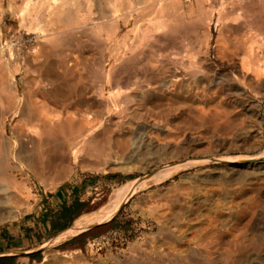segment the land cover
Wrapping results in <instances>:
<instances>
[{
  "label": "rangeland",
  "instance_id": "rangeland-1",
  "mask_svg": "<svg viewBox=\"0 0 264 264\" xmlns=\"http://www.w3.org/2000/svg\"><path fill=\"white\" fill-rule=\"evenodd\" d=\"M162 1L72 0L67 4L58 1L61 13L54 20L55 25L47 20L44 27H40L34 22H22L28 11L25 0H0V135H4L0 141L6 140L2 144L0 142L1 151L11 153L12 140L19 150L23 144L30 145L32 139L42 136L39 122L29 117V113L36 109L43 113L45 111L48 118L66 117L67 110L55 104L52 98L56 99L59 90L63 91V88L73 84L71 88L76 89L74 100L84 97L86 105L84 103L80 108L69 109V113L76 112L78 120L88 114L92 115L91 119L94 118L89 125L86 123L87 128L79 127L74 130L77 131L73 136H68L81 139L84 131L94 126L93 123L96 125L104 119L105 128L113 129L115 123H112L117 116H121L122 110L114 111L107 104V95L113 89L114 82L109 83L102 73L111 68H120L122 64L119 59L122 56H136L139 61L158 66L161 63L155 60L160 55L172 56L173 60L166 68L176 72L175 75L183 76L178 83L184 87L179 98L164 102L165 107L173 105L174 111L166 116L171 119V130L160 118H150L147 123L143 118L145 112L135 110L141 99L137 97L139 92L134 89V84L137 85L142 79L136 76L138 69H131V89L125 92L132 97L127 102V96L123 94L117 98V102L121 107L129 106L132 109L122 114L128 116L127 120H123L126 123L121 128L114 126L117 129L113 134L114 139L125 140V143L128 140L124 145L126 147L116 145L113 140H105L106 156L98 161L83 153L79 161L67 162V171L58 179L55 175L40 178L32 172L31 165L18 161V166L22 167L19 169H24L25 174L20 176L19 169L16 174L20 180L29 183L32 193L28 194L29 198L22 206H18L21 209L17 207V213L11 214V202H8L7 210L0 215V227L25 223L27 226H21L20 230L22 232L24 227L31 229L33 240L26 250L35 249V252L29 256L24 253L15 256L11 264H43L49 249L67 259L82 256L92 262H116L117 258L119 262L124 259L122 256L131 258L128 246L136 241L141 243L151 233L148 219L141 214L143 204L137 201V196L121 206L119 211L117 209V215L110 222L92 227L80 238L55 245L53 238L62 228L75 225V220L98 214L99 210L102 212L113 199L115 191L142 175L141 172L127 173L125 169L143 164L153 151L156 153L157 150L180 145L183 153L193 148L197 151L208 148L214 153L247 156L264 150V74L259 76L254 71L248 72L242 66V60L253 42H258L253 43V61L264 60V0ZM165 2L169 3L168 6ZM65 12L74 15L68 25L64 20L68 15L66 13L65 16ZM153 18L168 22L159 31L153 30L150 37L140 43L142 32L146 26H150L149 21ZM218 19L221 24L217 27ZM70 28L71 32L68 30ZM123 87L126 88L125 85ZM199 108L205 111H219V108L226 111L229 108L227 112L231 113L234 127L229 126L230 121L228 127L224 123L223 128L216 130L215 123L201 124ZM43 149L38 147L35 155H42ZM0 185L4 187V184ZM67 188L71 189L69 197L56 201L53 196ZM10 195L11 189L0 190V198Z\"/></svg>",
  "mask_w": 264,
  "mask_h": 264
},
{
  "label": "bare ground",
  "instance_id": "bare-ground-1",
  "mask_svg": "<svg viewBox=\"0 0 264 264\" xmlns=\"http://www.w3.org/2000/svg\"><path fill=\"white\" fill-rule=\"evenodd\" d=\"M25 1L28 11L25 12L22 22H34L40 27H44L47 20L53 24L57 16L60 15L61 12L59 13V11L61 9L58 10L60 6L58 1H60V3L63 1L66 4L67 2L72 3V0ZM146 1L155 2L156 0H145V2ZM165 4L167 3L165 2ZM66 13L67 12H65V16L68 15L64 20L67 21L68 25L74 15L71 12ZM160 15L159 18H162V15ZM211 16L212 19H214L213 13ZM166 22L168 21L165 20L164 22L163 19L156 18L149 21L150 26H146L145 31L142 32L143 36L140 37L142 40L139 38L141 41L140 43L146 40L147 37L153 33V30L156 32L162 29L160 27L164 23L167 24ZM212 22L211 20V24H213ZM217 22L218 27L221 24L220 19H218ZM52 30H55V28L52 27ZM68 30L71 32L72 28ZM253 43L256 44L258 42ZM253 43L248 47L249 52L247 51V56L243 58L242 66L248 72L254 71L260 76L264 74V60L258 62L253 61ZM260 45L261 43H259V46ZM65 60L67 59L65 58ZM119 60H121L122 64L120 68H111L108 71L104 70L102 73L109 83L114 82L112 84L113 89L107 95V104L110 105V107L112 106V110L114 111L122 110L120 111L122 114L132 109V107L129 106L121 107V104L117 102V98L126 94L127 97L125 98L128 102V99L132 97L125 91L131 89V85L129 84V81H131L130 78L132 77L130 75V70L138 69L139 73L136 76H140L142 81L140 80V82L136 83L137 85L134 84V89L139 92L137 97L141 99V102L137 104L135 110H143L145 112H143L146 115L143 114L145 116L143 117L145 121L150 118L155 120L158 118L163 119L168 129L171 130L169 128L171 119L169 120L166 116L167 114H171L174 109L172 108L173 105L165 107L164 102L179 98L180 93L184 89L182 85H179L181 83H178L182 81L183 76L175 75L176 72L166 68V66L171 64L173 57L160 55L155 60L161 63L160 66L139 61L140 59L136 56L129 58L122 56ZM50 70L52 71V69ZM71 70L73 71V69ZM168 78H170V81ZM73 85L67 86L68 88L66 89L63 88V91L59 90V95L55 93L58 95V97L55 96L57 97L56 99L52 98L54 93L51 97L55 104L67 110L66 117H63V119L62 117H59L60 119L48 118L45 111L44 113L46 114L40 110L36 111L37 109L35 110L33 106L29 105L35 110L29 113V117L31 120L39 122L38 128L42 136H40V138L38 137L36 140L32 139L30 145L23 144L19 150L11 139L13 141L9 140L11 142H9L11 144H9L11 146V153L0 150V184H4V187L0 185V190L11 189L10 196H7V198H0V215L5 213L7 204L10 202L11 214L13 212H19L18 208L20 207L18 206H22L25 200L29 198L28 194L31 192L32 188L29 183L27 184V182L20 180L18 174H16L17 169L22 168L20 165L18 166V161H24L31 165L30 169L32 172L40 178L55 175L58 179L67 171L69 167L67 162L71 160L77 161L81 155H84L83 153L87 154L89 157L91 156V158L94 157V159L98 161L106 156L107 149L104 145L105 140H108V142L113 140L116 145L123 146L127 143L128 140L125 143V140L114 139L113 137L115 129H117L114 128V126L121 128L124 123H126L123 122V120L124 118L127 120L128 116L122 114L121 116H117L116 121H113V123L111 122L112 124L115 123L114 126L112 125L113 129H111L112 127L105 128V119L100 121L97 120L98 122H96L98 124L96 123L95 125L93 123L94 126H90L91 128L87 130L84 129L86 132L84 131L81 135V139L77 136L80 140H77L76 137L68 136L75 133L77 130L75 132L74 130L79 127L80 129L84 127L87 128V126H85L86 123L89 125L94 118L91 119L90 117L92 115L88 114L86 117L84 116L85 118L82 117V119L78 120V114L76 112L69 113V109L80 108L86 102L84 97L83 99L81 97V100L79 99L78 101L74 100L76 89L74 90L71 88ZM123 85H125L126 88L123 87ZM192 87L193 86H191V88ZM102 94L105 95L104 92ZM153 99H155V101ZM84 105H86V103ZM219 107L224 108L221 106ZM41 108L40 105L39 109ZM220 108L219 111H205L204 108H199L200 114L198 117L201 118L200 121V118L197 117L199 122L204 125L208 122L209 124L215 123V130L223 128L222 126L224 123V126L228 127L227 123L232 121L230 118L231 113L227 112L229 108H227L228 110L226 109V111H220ZM42 110H44V106ZM25 117L27 118V115ZM27 120H29V118ZM218 121L222 123H218ZM262 121L264 122V117ZM29 123H31V121ZM229 124L232 128V122ZM1 125L2 124H0V126ZM224 129L227 128L225 127ZM100 130L103 132L97 133ZM189 130H191V128ZM228 132L229 131H227V133ZM198 134L201 135V133ZM185 135H187L186 131ZM173 137L169 138L172 139ZM179 138L181 137L179 136ZM1 139H4L3 134L0 135V140ZM4 141L6 142V140ZM25 141H27V139ZM38 147H44L45 150L43 149L42 155H35L34 151L37 150ZM179 147L173 145L162 150H157L156 153L153 151L143 164H139L130 169L126 168L125 170L127 173L133 174L135 172H141L142 175L129 180L115 191L113 199L102 212L99 210L100 213L97 212L98 214L89 216L82 223H77L74 229L62 234H66L65 237L69 234L74 235L80 231L88 230L95 225L106 222L101 221L108 218L117 209L120 210L121 206L134 196H137V201L143 204L141 214L148 219L151 233L142 239L141 243L136 241L129 246L127 245V250L132 253L131 258L122 256L124 259L119 262L118 258L116 262L112 260L92 262L82 258V256H79V258L74 257L67 259L66 256L61 257L49 251L50 249L48 248L49 250H47L48 252L45 254L43 264H264V150L255 155L233 156L226 155L222 152L214 153L215 151L212 152L208 148L197 151L193 150L194 148L192 146L193 149H189L183 153ZM122 149L121 151H123ZM18 171L21 172L20 176H24V169H19ZM15 206L17 210L14 208ZM13 208L15 210H13ZM62 235L60 236L62 237Z\"/></svg>",
  "mask_w": 264,
  "mask_h": 264
},
{
  "label": "crops",
  "instance_id": "crops-1",
  "mask_svg": "<svg viewBox=\"0 0 264 264\" xmlns=\"http://www.w3.org/2000/svg\"><path fill=\"white\" fill-rule=\"evenodd\" d=\"M70 192H71V189L67 188V189H64L63 191L56 193L55 196H53V197L56 201L61 200V199H66L67 197H69ZM118 211L113 213L112 215H110L108 218L103 219L101 221V222H104V221H106V222H104V223L100 222V223L106 224V223L110 222L112 220V218H114L117 215ZM87 218L88 217H85V218L80 219V220L79 219L75 220L76 224L79 222L82 223ZM75 225L66 226L65 228H62L61 230L57 231L55 238H53L55 240L53 242L54 245L57 243L64 244L66 242H71L77 238H80L87 231L91 230V229H88L85 231H80L79 233H76L74 235L69 234L66 237H65L66 234L62 235L65 232L67 233L70 230L74 229ZM21 226H27V225L25 223H21L19 225H12V226L10 225V226L0 227V258H11V263L15 259V256H18V255L23 254V253L29 256L35 252L34 251L35 249L26 250L27 248L30 247V243L33 241L31 229H26V227H24L23 231L21 232V230H20ZM95 226H97V225H95ZM29 228H31V227H29ZM49 229H50V227H49ZM60 235H62V237H64V238H62Z\"/></svg>",
  "mask_w": 264,
  "mask_h": 264
},
{
  "label": "trees",
  "instance_id": "trees-1",
  "mask_svg": "<svg viewBox=\"0 0 264 264\" xmlns=\"http://www.w3.org/2000/svg\"><path fill=\"white\" fill-rule=\"evenodd\" d=\"M0 264H11V258H0Z\"/></svg>",
  "mask_w": 264,
  "mask_h": 264
},
{
  "label": "built area",
  "instance_id": "built-area-1",
  "mask_svg": "<svg viewBox=\"0 0 264 264\" xmlns=\"http://www.w3.org/2000/svg\"><path fill=\"white\" fill-rule=\"evenodd\" d=\"M187 1H190V0H187Z\"/></svg>",
  "mask_w": 264,
  "mask_h": 264
},
{
  "label": "water",
  "instance_id": "water-1",
  "mask_svg": "<svg viewBox=\"0 0 264 264\" xmlns=\"http://www.w3.org/2000/svg\"><path fill=\"white\" fill-rule=\"evenodd\" d=\"M91 229V228H90Z\"/></svg>",
  "mask_w": 264,
  "mask_h": 264
}]
</instances>
